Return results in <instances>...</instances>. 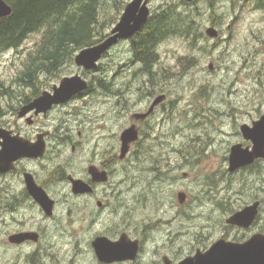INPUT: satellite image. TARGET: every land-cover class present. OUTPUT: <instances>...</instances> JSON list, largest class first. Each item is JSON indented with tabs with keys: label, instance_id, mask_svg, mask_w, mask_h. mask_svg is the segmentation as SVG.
<instances>
[{
	"label": "flooded vegetation",
	"instance_id": "obj_1",
	"mask_svg": "<svg viewBox=\"0 0 264 264\" xmlns=\"http://www.w3.org/2000/svg\"><path fill=\"white\" fill-rule=\"evenodd\" d=\"M77 67L69 76L80 74L88 80L86 90L44 110L32 108L23 115V107L44 93L52 96L65 76L56 79L42 70L26 73L25 69H16L0 79L1 264H178L197 251H206L219 239L244 242L254 234L246 233L259 213L248 228L226 223L229 216L249 203L225 219L227 227L244 231L243 236L222 235L203 244L195 235L185 246L183 238L190 236L188 228L193 219L190 212L184 215L181 211L187 192L179 187L169 193L168 186L178 183V175L167 181L168 174L180 167L164 168L154 155L155 149L149 147L152 136L159 134L154 130L157 121L167 116L168 109L166 96L158 89L160 83L150 78L154 69L128 72V68V75L122 77L131 79L133 85L137 82L140 100L132 104L135 105L130 111L127 101L121 100L128 96L130 86L125 90L127 84L119 85L115 78L122 74L120 69L113 72L109 85H100L88 74L107 71L109 63L104 64L100 58L94 70ZM98 93L104 99H95ZM161 95L164 98L156 101ZM99 102L104 104L103 113L94 111L93 105ZM67 108L70 109L64 111ZM59 111L66 112L62 114L65 119L51 122L49 118ZM119 117L126 119L123 126H119ZM128 128H133L137 138L121 156V137ZM34 144L41 146L40 154L19 156L24 146ZM248 145L250 142L245 144ZM135 165L153 174L152 179L141 180L142 184L165 186L147 185L146 193L137 195L131 181L121 180V169L134 171ZM211 183L214 185L212 178ZM123 186L128 189L122 191ZM180 193L184 198L179 197ZM147 203L152 206L143 213ZM123 205L132 209L124 213ZM135 211L146 216L137 218ZM167 211L169 217L165 216ZM106 216L110 218L108 222Z\"/></svg>",
	"mask_w": 264,
	"mask_h": 264
},
{
	"label": "rangeland",
	"instance_id": "obj_2",
	"mask_svg": "<svg viewBox=\"0 0 264 264\" xmlns=\"http://www.w3.org/2000/svg\"><path fill=\"white\" fill-rule=\"evenodd\" d=\"M130 1L102 0L100 21L107 26L103 35L109 34ZM181 1L185 0H148L151 13L165 3H173L181 10L185 8L193 12L198 29L203 34L193 44L184 38L172 37L158 48L159 59L153 66L155 72L150 78L154 77L153 82L160 83L158 89L161 88L166 96L168 109L167 116L157 121L159 124L154 130L159 134L152 136L149 147L150 150L152 147L155 149L154 155L161 159L164 168L180 167L168 174L167 181L173 175H178V183L174 187L168 186L169 193L179 187L187 192V202L181 211L184 215L190 212L193 219L188 228L190 236L183 238L186 246L195 235L203 244H209L222 235H230V238L243 236L244 231L227 227L225 219L255 200L260 201L259 215L253 228L246 234L264 230V160L260 161L259 167L254 164L228 172L230 147L237 143L243 146L249 143L243 139L240 125H250L264 113V9L258 8L254 0H193L185 1L187 5H180ZM210 26L217 29L218 38L211 39L205 35L206 28ZM40 37V33L32 34L17 49L0 52V79L6 73L23 69L28 53L35 49ZM180 56H185L184 59L188 58V61L194 58L195 65L183 71L177 63ZM101 59L104 64L111 63L112 66L103 73L88 74L96 83L101 76L110 81L115 70L130 62L132 52L129 40L118 42ZM209 64H212V68L208 67ZM127 67L130 69L115 75V78H118L119 85L127 84L125 90L130 86L128 96L121 100L127 101L132 111L140 100L135 87L137 82L133 85L131 79L122 77L128 75L127 70L132 72L139 68ZM76 70L78 67L72 60L62 64L52 76L57 79L69 76ZM95 99L102 100L104 95L98 93ZM93 106L98 113L105 110L102 102ZM64 111L52 115L50 121L58 123L65 119L62 115L66 113ZM119 121V126H123L126 119L119 117ZM147 144L144 146L147 147ZM133 169H121V180L131 181L137 195L145 192L147 185L154 188L163 185L142 184L141 180L152 179L153 174L138 165ZM126 189V186L121 188L122 191ZM147 204L143 213L152 206L151 203ZM123 207L124 213L132 209V206ZM166 209L170 210L168 205ZM135 213L137 218L146 216ZM165 216H170L168 211ZM105 219L108 222L110 218L106 216ZM182 219L184 224L188 222ZM7 251L9 258L10 248ZM2 255L0 247V264Z\"/></svg>",
	"mask_w": 264,
	"mask_h": 264
},
{
	"label": "trees",
	"instance_id": "obj_3",
	"mask_svg": "<svg viewBox=\"0 0 264 264\" xmlns=\"http://www.w3.org/2000/svg\"><path fill=\"white\" fill-rule=\"evenodd\" d=\"M5 1L12 10L9 16L0 18V52L17 49L32 34L41 35L35 49L28 53L23 63L26 73L59 68L73 60L75 51L98 43L106 36L103 32L107 26L100 21L102 0ZM254 1L258 8L264 9V0ZM183 4L187 5L181 1L180 5ZM179 8L173 3L162 4L151 13L142 29L129 39L132 52L130 66L149 72L158 61V48L165 40L178 37L193 44L203 37L194 13ZM184 58L180 56L177 63L186 71L195 65V59L188 61ZM108 81L97 78L100 84H108ZM259 165L257 161L255 166Z\"/></svg>",
	"mask_w": 264,
	"mask_h": 264
},
{
	"label": "water",
	"instance_id": "obj_4",
	"mask_svg": "<svg viewBox=\"0 0 264 264\" xmlns=\"http://www.w3.org/2000/svg\"><path fill=\"white\" fill-rule=\"evenodd\" d=\"M186 1L191 2L193 0ZM11 10V6L5 0H0V18L9 16ZM149 16L148 0H131L126 4L118 22L111 28L105 39L92 46L82 48L74 55L75 65L85 70L96 69L97 62L102 55L119 40L129 39L139 32ZM205 35L209 38H216L218 31L215 27H208L205 30ZM208 67L212 68V64H209ZM88 86V81L79 74L65 76L61 79L52 96L44 93L23 107L21 114L23 115L35 107L44 110L53 103L66 101L74 94L86 90ZM163 98L164 96L161 95L156 98V101ZM239 129L243 139L250 142V145L243 146L241 143H237L230 147L229 171L250 165L257 159H264V113L250 125L241 124ZM136 138L137 134L133 128H128L122 133L121 156L127 151L129 143ZM41 150V146L38 144L27 145L24 146L19 156L37 155L40 154ZM179 197L184 198V193H180ZM259 206L260 202L255 201L243 207L229 216L226 223L243 228L250 227L259 213ZM178 264H264V233H254L244 242L219 239L206 251H197L193 256L185 258Z\"/></svg>",
	"mask_w": 264,
	"mask_h": 264
},
{
	"label": "bare ground",
	"instance_id": "obj_5",
	"mask_svg": "<svg viewBox=\"0 0 264 264\" xmlns=\"http://www.w3.org/2000/svg\"><path fill=\"white\" fill-rule=\"evenodd\" d=\"M98 15V14H97ZM7 17V16H6ZM78 38V37H77ZM159 44V43H158ZM156 59V58H155ZM155 59H154V62H155ZM153 62V61H152ZM153 65V64H152ZM127 66H130L129 65V63H124V64H122V66H121V68H120V70L119 71H124V70H126L128 67ZM143 68V67H142ZM147 68V67H146ZM58 69L59 68H55V69H52V70H50V71H45V74H54L56 71H58ZM142 70V69H141ZM145 70V69H144ZM140 72V71H139ZM146 72V71H145ZM100 78H103V77H100ZM139 78V77H138ZM144 78V77H143ZM104 79V78H103ZM138 80V79H137ZM109 83H111V81H108ZM99 83V82H98ZM109 83H108V85H109ZM100 84V83H99ZM100 85H102V84H100ZM105 85V84H104ZM108 85H106V86H108ZM111 85V84H110ZM102 88H103V86H101ZM105 88V87H104ZM107 88V87H106ZM110 88V87H109ZM109 88H108V90H109ZM111 89V88H110Z\"/></svg>",
	"mask_w": 264,
	"mask_h": 264
}]
</instances>
